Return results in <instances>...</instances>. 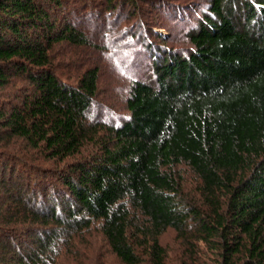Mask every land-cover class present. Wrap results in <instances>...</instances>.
I'll return each instance as SVG.
<instances>
[{
    "label": "trees",
    "instance_id": "trees-1",
    "mask_svg": "<svg viewBox=\"0 0 264 264\" xmlns=\"http://www.w3.org/2000/svg\"><path fill=\"white\" fill-rule=\"evenodd\" d=\"M103 14L125 113L66 51ZM0 264H264V0H0Z\"/></svg>",
    "mask_w": 264,
    "mask_h": 264
},
{
    "label": "rangeland",
    "instance_id": "rangeland-1",
    "mask_svg": "<svg viewBox=\"0 0 264 264\" xmlns=\"http://www.w3.org/2000/svg\"><path fill=\"white\" fill-rule=\"evenodd\" d=\"M144 6L149 9L147 4ZM168 13L169 16H172V21L162 18L159 22L155 21L156 24L160 23L159 25L165 27V29H161L163 32L165 30L171 32V38L175 40H171V42H169L170 45L176 44L177 46H185L187 44L185 36L187 25L186 21L181 20L184 19V16H181L178 12ZM189 14L192 15V17L196 16L194 11H191V13L189 12ZM102 16L103 18L99 23L98 21L92 23L89 22L85 26L88 38H90V41L96 46V48H68L66 51L70 57L74 56L75 53L76 55L73 58H79L80 65L83 64L84 66H88L91 64H98L101 67V88L103 90L102 98L104 107L106 110L108 108L115 113H125L124 100L127 94L128 84L131 78L137 76L136 70L131 69L130 64L133 48L128 47L127 43L119 42L120 44H116V40V42H113V36L118 34L116 31L121 29L122 24L117 26L114 23V19L108 14H103ZM148 18H151V14ZM116 60L119 61L120 64L117 63ZM142 60L144 65H148L150 61L146 54L143 55ZM120 66L125 70L127 69L129 74H124ZM162 242L166 244L172 255H175L178 251L180 254L181 244L174 232H167L164 235Z\"/></svg>",
    "mask_w": 264,
    "mask_h": 264
}]
</instances>
